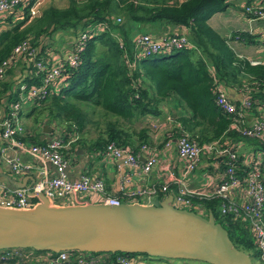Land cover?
<instances>
[{"label": "trees", "instance_id": "obj_1", "mask_svg": "<svg viewBox=\"0 0 264 264\" xmlns=\"http://www.w3.org/2000/svg\"><path fill=\"white\" fill-rule=\"evenodd\" d=\"M252 1L264 4V0H246L245 3ZM227 5L228 0H66L64 6L48 4L29 20L25 14L0 18L3 22L0 25V61L11 54L17 43L26 40L37 48L35 58L41 55L52 63L53 58L61 57V50L52 45L55 33L69 30V34L77 38L88 26L106 23L108 29L87 37L78 65L63 67L62 85L58 91L49 92L43 99L26 102L31 103L24 114L31 117V129L41 123L46 124L52 134L56 130L64 140L69 139L68 146L63 148L66 154H76V149L81 148L100 156V151L109 141L136 151L141 143L152 144V138L148 126L133 128L130 124L140 117L160 115L166 101L176 113L172 117L176 121L171 129L173 135L183 130L198 143L217 139L221 143H232L236 148L237 142L242 141L260 154V161L264 162V135L259 138L240 135L235 128L229 127L233 114L223 111L215 102L213 76L226 88L248 86L250 110L264 102V62L251 63L238 56L226 38L207 22L211 14L224 10ZM153 22L183 28L192 47L136 56L132 48V30L134 26ZM112 31L118 34L122 46ZM233 34L244 42L255 41L254 35L246 31ZM131 61L132 65L129 64ZM20 64H24L25 69L15 81L11 76ZM40 77L41 72L35 73L31 60L17 57L5 69L4 78L0 79L3 113L18 98L21 84L25 89L38 84ZM233 101L237 103L238 100ZM22 107L18 109L19 116ZM93 112L98 120L91 118ZM90 124L98 128L93 137L85 135ZM25 132L23 126V134L19 136L23 141H45L38 136L28 137ZM165 136L163 133L164 139ZM71 137L74 139L70 140ZM225 139L229 141L224 142ZM262 178L264 183V174ZM117 196L123 197L120 193ZM154 196L152 202L157 203L164 197V192L158 191ZM201 201L203 208L210 209L215 221L226 229L234 246L250 251L257 260L258 250L246 220L220 214L217 209L219 198ZM29 249L37 253L47 251ZM103 252L92 251L94 254ZM78 253L82 251L71 250L70 264H75L74 257ZM106 253L109 255L103 258L102 264H115L114 258L119 253L147 255L143 252ZM0 264L25 263L8 256L0 258Z\"/></svg>", "mask_w": 264, "mask_h": 264}, {"label": "built area", "instance_id": "obj_2", "mask_svg": "<svg viewBox=\"0 0 264 264\" xmlns=\"http://www.w3.org/2000/svg\"><path fill=\"white\" fill-rule=\"evenodd\" d=\"M47 0H0V18L10 14L26 15V20L37 16L45 6ZM242 12L248 18H264V4L259 1L242 4ZM119 20V17H116ZM0 25L1 23L0 19ZM108 29L106 23H94L85 31H82L69 45L65 53L55 57L49 63L41 55L36 57L37 48L28 41L22 40L17 43L9 56L0 61V79L4 78L5 69L17 58L31 60L35 73L41 72L40 82L31 84L24 89L20 85L21 92L18 98L8 105V109L0 117V154L14 173L26 172L32 163L23 159L20 153L24 152L29 157L40 162L42 174L37 176L30 185L34 192H41L50 204H74L88 196L87 199L93 202H104L118 204L120 202H150L158 191L165 192L167 183L151 184L145 187L133 189H121L120 198L116 194L108 193L103 180L99 177H91L85 172L75 178L68 175V167L71 158L63 148H66L69 139H63L58 133L43 143H31L19 138L23 134V124L18 109L26 102L43 99L49 92L58 91L62 85V69L65 66L75 67L80 59V51L84 48L87 37L90 34ZM122 46L120 37L114 31L111 32ZM132 38V48L135 55H149L160 51L192 47L184 31L171 32L160 37H153L146 32H138ZM257 63L258 60H250ZM130 65L133 61L129 62ZM214 93L216 104L225 112L233 114L229 127L235 128L240 135L259 138L264 135V114L256 115L252 120L247 117L251 100L247 95L248 86H243L242 96L237 103L228 96L227 89L213 76ZM176 123L172 122L164 131L166 134L159 143L164 148L171 147L174 143L176 155L181 161V177L186 176L194 170L201 155L207 153L217 157L222 164L217 182L211 191L191 190L184 186H177L176 192L172 195L171 203L177 207H184L194 210L200 214L206 212L202 209L203 199L219 198L217 209L220 214H230L233 218L246 220L252 234L253 242L258 250L257 261L264 264V162L260 161V154L250 155L247 160V168L238 172V153L234 144L221 143L217 139L198 143L192 139L186 131H179L173 135L172 128ZM155 129V128H154ZM71 137L70 140H73ZM9 148L17 150L14 154H8ZM100 154L112 159H117V167L125 166L128 169H135L146 174L155 162L156 157L152 144L141 143L136 151L129 147L124 148L116 145L113 141L105 144ZM143 160L140 161L141 155ZM261 162V163H260ZM260 163V165H259ZM50 167L51 174L46 175L44 170ZM238 170V171H237ZM124 181L130 180V173L125 171L122 174ZM179 181V180H178ZM180 183V181L178 182ZM181 184V183H180ZM242 190V199L233 197L232 193L236 188ZM95 195V197H92ZM35 197V196H33ZM38 201L37 197L32 198L27 189L22 186L12 188L0 183V206L14 208H28ZM202 212V213H201ZM96 253V252H95ZM106 252L94 254L89 251H82L74 257L75 264H102ZM15 257L25 264H70L72 257L71 250H60L57 252L47 250L44 253H37L29 248H5L0 250V258ZM134 255L119 253L115 256V264H135ZM43 262H38L40 260Z\"/></svg>", "mask_w": 264, "mask_h": 264}, {"label": "water", "instance_id": "obj_3", "mask_svg": "<svg viewBox=\"0 0 264 264\" xmlns=\"http://www.w3.org/2000/svg\"><path fill=\"white\" fill-rule=\"evenodd\" d=\"M26 178L14 185L25 187L38 201L28 208L0 206V250L143 252L150 257L179 258L182 264L191 260L254 264L247 252L234 246L210 209L200 214L177 207L170 193L157 203L108 204L83 198L74 204L53 205L41 192L30 189L33 176Z\"/></svg>", "mask_w": 264, "mask_h": 264}, {"label": "crops", "instance_id": "obj_4", "mask_svg": "<svg viewBox=\"0 0 264 264\" xmlns=\"http://www.w3.org/2000/svg\"><path fill=\"white\" fill-rule=\"evenodd\" d=\"M229 1V0H228ZM236 3L234 5V12L230 13L231 18H224L222 21L221 17H216V22L219 25H224V31L219 32L211 23V20L214 16L222 15L224 12L228 11L227 7L224 10L216 11L211 14L207 22L209 25L215 29L220 35L226 38L227 43L234 50V52L240 56L245 57L248 60H258L259 62H264V18H248L246 17L242 10L241 6L245 3L246 0H235ZM183 31V28H179L174 25H162L158 22H153L149 24H142L138 26H134L132 30V35L138 32H147L153 37H160L166 35L171 32ZM238 31H246L249 34L254 35V42H244L242 39L238 37V35L233 34V32ZM66 37L62 38V43L58 48L61 50V56L65 53L69 44L66 42ZM70 40V39H69ZM68 40V42H69ZM67 43V44H66ZM67 45V46H66ZM25 65L20 64L14 68L12 79L18 81L21 76L22 70H24ZM5 77H8L7 75ZM243 85L241 86H230L227 87L228 96L232 100H238L242 96ZM31 103H26L22 107V114L20 116L22 124L25 129V134L28 137H39V139L47 140L53 136V134L57 133L56 130H52L44 124H39V126L35 129H31L33 123L31 121L30 116L24 115L28 110ZM172 105H169L166 101L163 103V112L158 116H149V117H140L137 120L142 121L144 124L140 126H148L149 134L152 138V145L154 147V153L156 160L150 167L148 173L143 174L135 169H128L125 166L117 167L116 162L117 159H112L109 157H105L103 155L96 156L94 153L83 151L81 148L76 149V154L69 152L68 155L71 158L68 167V175L70 178L77 177L80 173L85 172L91 177H99L103 180L105 189L108 193L118 194L121 189H133L138 187H145L151 184H160L167 183V189L164 192V196L168 193L173 195L176 192L177 186L181 185L191 190H201V191H211L215 183L217 182L218 175L222 169L220 167V162L217 157H212L207 153H203L201 158L194 168L189 174L185 177H181V161L178 159L174 147V143L171 144V147L164 148L159 142L163 139V133L167 129L168 124L171 126L172 122H176L172 119L174 117L173 114H176L174 110L171 108ZM168 108V109H167ZM264 114V102L258 103L254 105V109H251L248 113V119L252 120L257 114ZM3 115V108L0 106V117ZM133 128H138L140 126L134 127L132 123L130 124ZM151 126V127H149ZM164 126V127H163ZM156 132V129L153 128H162ZM46 130V131H45ZM39 131V132H38ZM31 141V138L30 140ZM229 141V139H225L224 142ZM34 143V142H33ZM238 153V169L240 172L244 171L247 168V160L250 155H254L257 153L247 146V144H243L242 141L237 142ZM17 150L15 148H9L8 154H14ZM20 156L32 163V166L26 172L14 173L11 171L8 164L3 159L0 154V183L5 185L6 187L12 188L17 185H14L17 181H20L22 178H26L27 175L33 176L34 179L37 178L40 174H42V165L40 162H37L35 159L29 157L26 153H20ZM140 161L144 158V154L141 155ZM128 171L130 173V180L124 181L122 179V174ZM44 173L46 175H50L51 169L48 166ZM33 179V180H34ZM180 183H178L179 181ZM26 183L30 182L29 178H26ZM33 182V181H32ZM31 182V183H32ZM233 197L238 200L242 199V190L238 187L232 193ZM33 197V196H32ZM88 198L87 195L84 198ZM95 197V195H92ZM155 196L152 197L151 202ZM91 200V198H90ZM203 207V206H201ZM203 211H207V209ZM164 257H150L147 255L136 254L135 264H182L184 260L179 258L163 259ZM200 262V263H199ZM205 261L201 260H191V264H205L201 263Z\"/></svg>", "mask_w": 264, "mask_h": 264}, {"label": "rangeland", "instance_id": "obj_5", "mask_svg": "<svg viewBox=\"0 0 264 264\" xmlns=\"http://www.w3.org/2000/svg\"><path fill=\"white\" fill-rule=\"evenodd\" d=\"M235 3H236V1L235 0H229L228 1V5H227V10L228 11H226V12H224V14H222V15H218V16H214V18L211 20V23H212V25L214 26V28H216L219 32H222V31H224V28H225V24L224 25H219L217 22H216V17H221L220 19L222 20V21H224L223 19L224 18H231V15H230V13H235L234 11V5H235ZM48 4H52V5H56V6H64L65 4H66V0H47L46 1V3H45V6L46 5H48ZM62 33V34H61ZM57 32V33H55L54 35H53V39H52V45H54V46H56V47H58V46H60V44L62 43V38H64L65 36H67L66 37V42L68 43V44H70V42L72 41V40H75L76 38H74V36L72 35V34H69V30H65L64 32ZM147 33V32H146ZM134 35L135 34H133L132 35V33H131V37H134ZM70 39V40H69ZM68 40H69V42H68ZM66 43V44H67ZM67 46V45H66ZM90 116H91V118L92 119H96V120H98V116L96 115V113H92V114H90ZM147 117H149V116H147ZM146 117V118H147ZM144 123L142 122V121H140V120H134V122L132 123V125L134 126V127H137V126H140V125H143ZM101 126V125H100ZM149 127H151V126H149ZM164 127V126H163ZM163 127L162 128H155L156 129V132L157 131H159V130H161L162 129V131H163ZM154 129V128H153ZM87 130L88 131H86V133H85V135L87 136V137H93V136H95L96 134H97V130H98V128L96 129V128H94L93 127V125L92 124H90V125H87ZM150 202H151V200H150ZM202 213V212H201ZM245 252H247L248 254H249V256L251 257V260H252V262L254 263V264H259L258 263V261L255 259V257L254 256H252L251 255V253H250V251H246L245 250ZM163 259H166L167 261L169 260V259H173V258H167V257H164ZM200 263V262H199ZM201 263H205V264H209L208 262H201Z\"/></svg>", "mask_w": 264, "mask_h": 264}]
</instances>
